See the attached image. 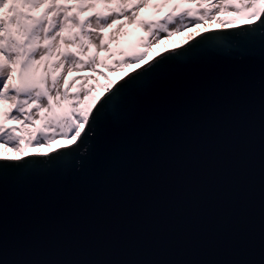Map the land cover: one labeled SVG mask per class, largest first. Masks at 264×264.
Listing matches in <instances>:
<instances>
[{
	"label": "water",
	"instance_id": "water-1",
	"mask_svg": "<svg viewBox=\"0 0 264 264\" xmlns=\"http://www.w3.org/2000/svg\"><path fill=\"white\" fill-rule=\"evenodd\" d=\"M208 30L128 71L210 36ZM242 58V59H241ZM216 74L195 70L129 133L116 159L72 173L5 171L0 264L156 261L219 264L264 259V33L220 53ZM243 66L239 78L227 71ZM87 128V125L85 126ZM79 141L57 151L74 148ZM85 144L80 153H85ZM80 153L77 154L79 158Z\"/></svg>",
	"mask_w": 264,
	"mask_h": 264
},
{
	"label": "snow or ice",
	"instance_id": "snow-or-ice-1",
	"mask_svg": "<svg viewBox=\"0 0 264 264\" xmlns=\"http://www.w3.org/2000/svg\"><path fill=\"white\" fill-rule=\"evenodd\" d=\"M184 2L206 4L207 7L195 11L187 8L178 15L173 9L164 17V23L145 22L143 26L152 38L146 42V47L151 46L153 40L159 43L162 33L171 36L173 32L200 24L205 18L212 19L216 11L231 9L236 12H247L249 19L258 20L259 23L248 25L238 31L202 36L182 50L161 55L110 90L109 94L99 101L98 108L91 113L90 119L88 111L79 110L74 105L70 112L61 115L53 112L54 107H61V101L69 99L67 89L61 91V81L67 72L73 70L97 71L99 52L109 50L103 36L104 29L124 16H128L130 21L133 20L139 8L148 3V0H0V101L6 99L14 101L16 113H9L12 119H19L25 111L29 112L21 123L32 119L30 111L32 107L52 114L42 115L41 120L45 128L55 127L58 131L49 136L40 130L38 135L27 140L29 145L40 146L57 136L67 138L70 133V138L74 142L79 141L74 148L57 151L55 155L44 158L20 160L0 154V194L7 169L22 170L25 175H31L36 169L41 171L59 169L65 175H70L73 161L76 171L83 172L99 159L105 157L116 159L129 133L139 126L149 112L158 111L167 95L181 91L186 85L187 78L195 70L216 74L221 71L214 66L218 54L229 53L232 47L258 31L264 33V0H184ZM97 4L104 6L102 11H95ZM113 4L115 7H109ZM41 6L46 7L41 14L36 15ZM87 10H93V15L81 19L79 13ZM169 23L172 24L171 29L168 28ZM221 23L227 25L229 22L222 20ZM90 47H95L96 52L86 56ZM147 55L146 52H141L117 63L129 61L139 63L145 60ZM41 64L44 65V72L37 75ZM56 70H59V75L54 74ZM224 71L239 78L245 72V68L234 66ZM261 72L264 74V67L261 68ZM15 73H18V83L14 79ZM80 79L87 81L91 77ZM80 87L81 91L75 94V99L82 93L92 91L91 88L84 89L83 85ZM21 96L24 98L21 99ZM15 131L14 128L5 129L0 123V144L11 145L14 150L19 151V141L23 137L13 135ZM85 144L88 145L85 153H80V148ZM2 250L3 243L0 238V253ZM12 264L34 262L13 261ZM111 264H160V262L120 261ZM219 264L257 262L238 260ZM259 264H264V259L259 261Z\"/></svg>",
	"mask_w": 264,
	"mask_h": 264
},
{
	"label": "rangeland",
	"instance_id": "rangeland-1",
	"mask_svg": "<svg viewBox=\"0 0 264 264\" xmlns=\"http://www.w3.org/2000/svg\"><path fill=\"white\" fill-rule=\"evenodd\" d=\"M148 1L151 6V11L147 13V16H143V19L140 22H137L136 29L134 28L135 25L133 26V23L134 20L137 19L136 18L137 16H135L133 22L129 20L128 16H124L117 19L114 23L111 24L110 27L105 28L103 31V36L108 44L109 50L107 51L101 50L99 52V62L97 63L96 68L102 70L107 69V72H109L110 74H116L117 76L113 78V81L120 78L122 73L124 74V69L120 68V64H124V63H117V61L126 60L127 58L141 52H146L149 55L150 46L146 47L145 45L146 42L152 38L149 36V32L147 31V29L143 26L145 22L152 23L159 21L161 23H164V17L168 13L172 12L173 9L176 10V14L178 15L179 12L187 8H192L195 11L198 8L203 9L207 7L206 4L197 5V3L195 2L188 3V2H184V0H168V2H165V0H148ZM45 7L46 6H41L35 14L36 15L41 14L44 11ZM109 7H115V5L114 4L109 5ZM103 8H104L103 5L97 4L95 7V11H102ZM92 15H93V10H87L79 13L81 19L89 18ZM216 15H220V16H216ZM217 17L223 18L225 19V21H228L229 23L226 26H235L250 20L247 12H236L230 9L227 11H216L214 12L212 19L205 18L201 23L204 24L205 22L212 21ZM185 22L187 23L188 20L186 19ZM164 34L166 35V33ZM95 52H96L95 47H90L85 55L86 56L93 55L95 54ZM139 63H132L131 61H129L128 63H125V66L123 67L129 68ZM43 72H44V65L41 64L39 66V69L37 70V75H40ZM54 74L59 75V70H56ZM67 77L80 79L81 76L79 72H73ZM100 78L104 81L106 80V76H101ZM14 79L17 83L19 82L18 73L14 74ZM86 83L88 82L85 80L81 82L79 81L73 82L71 84V89L68 91L69 99L61 101V107H54L53 112L56 115H61L64 112H70L71 107L73 105L79 110L86 111V107L88 106L87 104L89 103V101L88 103H86L88 95L82 93L78 99L74 98L75 94L81 91V87H80L81 85H83L84 89H87L86 86L88 85H86ZM68 85H69L68 83L64 84L63 90L67 88ZM109 87L110 86L108 85H102V88L99 90L101 91L102 89H104L103 91L105 90L107 91ZM91 89L93 90V88ZM94 90L95 92L97 91V89ZM20 98L23 99L24 97L21 96ZM3 103L4 105L0 108V123L3 124L5 129H13V128L16 129V131L12 133L13 135L23 137V139L19 141V146L23 148L32 146L27 143V140L32 136L38 135L40 130H43L44 133H46L49 136H51L54 132L58 131V129H56L55 127L45 128L44 122L41 120L42 115L51 116L52 115L51 113L44 112L43 110H37L34 107H32L30 110L32 119L30 121H24V123H21L24 117L29 115V112L25 111L23 114H21L19 119H12L10 118L9 113L12 114L16 113V109L13 106L14 101L6 99L3 100ZM60 137L61 136H57L56 138L51 139L48 143L43 144L41 146L47 147L53 142L57 141L58 138ZM9 146L12 147L11 145Z\"/></svg>",
	"mask_w": 264,
	"mask_h": 264
},
{
	"label": "bare ground",
	"instance_id": "bare-ground-1",
	"mask_svg": "<svg viewBox=\"0 0 264 264\" xmlns=\"http://www.w3.org/2000/svg\"><path fill=\"white\" fill-rule=\"evenodd\" d=\"M151 11V6L150 3L148 1V3H146L143 7L139 8L137 14H136V20H134L133 26L136 29L137 27V22H140L143 19V16H147V13ZM216 16H220V15H216ZM225 21V19L217 17L212 21L209 22H205L200 23L196 26H191L189 28H187L185 31H179V32H173V34L171 36H166L164 33L161 34V38L159 40V43L155 42L153 40L152 45L150 46V50H149V55L145 58V60L141 61L139 64H143L144 62H146L147 60H149L150 58L164 52L167 50H170L172 47L175 46H179L181 44H184L187 40H190L192 38H195L197 35L208 31V30H226L229 29L232 26H226L224 24L221 23V21ZM255 19H250L249 22L253 21ZM131 22H133V20H131ZM248 23V21L244 22V23H240V24H246ZM239 24V25H240ZM168 28L171 29L172 28V24L168 25ZM139 64L134 65L133 67H129L131 69L136 68ZM123 66H125L124 64H120V68L124 69V74L128 71L129 68H124ZM73 72H79L81 77H91V79H88L86 83L87 89L88 88H93V90L90 93H87L86 95H88L86 103L88 106L86 107V111H89L90 107L96 102V100L99 98V96H101L104 92H107L106 90L103 91L104 89H102L101 91L99 89L102 88V85H108V86H112L114 82H116L117 80H119L124 74H121V77L114 80L113 78L116 77V74H110L109 72H107V69L102 70V69H97V71L93 72L90 69H84V70H73L70 72H67L66 75L64 76V79L61 81L60 87H61V91H63L64 88V84L68 83V87L67 92L71 89V84L75 81H84L82 79H75V78H68L67 76L70 75ZM99 72V73H98ZM97 73V74H96ZM102 73V74H101ZM101 76H106V80H102L100 77ZM94 89H97V91L95 92ZM95 92V93H94ZM102 92V93H101ZM97 93V94H96ZM4 105L3 101H0V108ZM71 137V133L69 134V137H60L58 138L57 141L53 142L52 144H50L49 146H35L32 145L30 147H26L23 148L20 146V150L16 151L14 150L13 147H10L9 145H4V144H0V154H2L5 157H14V158H18V159H22L26 156L29 155H45L48 154L54 150H57L59 148H62L64 146H68L70 144H72L73 140L70 138Z\"/></svg>",
	"mask_w": 264,
	"mask_h": 264
}]
</instances>
